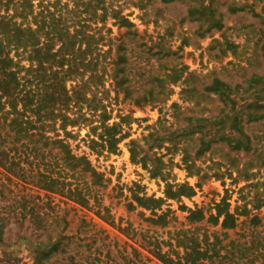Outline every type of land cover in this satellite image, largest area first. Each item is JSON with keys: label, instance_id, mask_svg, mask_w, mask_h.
I'll return each mask as SVG.
<instances>
[{"label": "rangeland", "instance_id": "1", "mask_svg": "<svg viewBox=\"0 0 264 264\" xmlns=\"http://www.w3.org/2000/svg\"><path fill=\"white\" fill-rule=\"evenodd\" d=\"M113 3L134 23L130 29L113 26L114 36L126 44L130 57L131 81L126 85L132 97H126L116 85L112 61L99 97L103 95L107 104L109 123H121L118 137L125 138L116 152L99 145L93 151L90 127H69L75 135L68 140L73 152L87 155L103 174L102 184L96 185L89 173L69 171L73 175L68 180L87 192L90 207L24 181L2 167L0 182L13 189L14 197L34 195L50 204L51 210L46 205L52 215L48 235L55 237L65 225L64 221L56 225L52 217L64 218V243H69L74 264H169L158 252L174 263L264 264V117L253 119L264 114V91L248 90L253 75L264 76V0ZM204 14H208L207 20ZM120 40L115 39L114 46ZM150 50L158 55L151 56ZM116 56L114 50L110 59ZM177 73L183 76L175 80ZM153 75L158 76V82L151 80ZM215 78L235 88L232 97L237 110L246 104L263 106L247 109L240 116L242 131L228 120L227 114H233L231 107L207 91ZM153 86L158 101L141 106L134 103ZM187 87L196 90L192 96L183 92ZM212 116H225L227 122L207 123L205 119ZM198 124L202 128L196 129ZM0 134L5 137L4 146L13 145L15 133L8 125ZM237 142L243 147L234 148ZM29 143L28 149L16 143L21 165L28 173L66 172L57 146ZM33 146L36 150H31ZM132 147L137 161L131 158ZM187 184L193 186L194 195L166 194L169 187L177 192ZM136 194L158 198V209L138 205ZM224 199L237 216L235 228H223V217L218 224L209 220L216 213V204ZM130 203L135 207L130 208ZM197 210L203 212V219L190 218ZM33 234L29 223L10 221L5 241L14 243L20 235L32 238ZM194 246L206 253L195 262ZM0 264H34V256L21 245L10 247L6 254L0 250Z\"/></svg>", "mask_w": 264, "mask_h": 264}, {"label": "trees", "instance_id": "2", "mask_svg": "<svg viewBox=\"0 0 264 264\" xmlns=\"http://www.w3.org/2000/svg\"><path fill=\"white\" fill-rule=\"evenodd\" d=\"M113 1L0 0V131L8 125L15 133L13 145L8 147L4 146L5 137L0 134V167L24 181L58 192L85 207H90V198L79 184L74 186L68 180V176L72 178L73 175H69V171L89 173L92 183L96 185L102 184L103 174L94 168L87 155L73 152L68 140L75 135L69 127L89 126L90 149L95 151L96 145H99L103 150L116 152L125 135L118 137L121 134V123H109L107 104L104 103L103 95L99 97L111 63H114L112 77L116 85L125 91L126 97H132L131 88L126 85L131 81L128 74L130 57L126 53V44L114 36L113 26L130 29L134 23L123 12L122 7ZM162 1L170 3L174 0ZM190 14H194V11L190 10ZM204 16L207 20L208 14ZM115 39L120 40L116 46ZM114 50L117 56L111 60ZM147 53L151 56L158 55L152 53V50ZM183 74L177 73L175 80L180 79ZM151 80L158 82V76L153 75ZM70 82L72 84L69 87ZM251 87L262 94L264 76L253 75L248 90ZM155 89V86L151 87L147 94L136 97L134 103L141 106L158 101V90ZM206 89L217 94L226 107H231L233 114H227L228 120L232 121V127L236 130L242 131L240 116L247 109L263 108L258 104H246L240 111L237 110L232 97L235 88L219 78H215ZM195 91L191 87L183 90L190 96ZM251 113L249 115L254 112ZM262 117L264 114L253 119ZM205 121L222 125L227 122L225 116H212ZM195 128H202V124ZM98 129H102V132L98 133ZM41 141L44 146L52 144L60 149L63 154V170L66 172L54 174V170H38L37 173H28L21 165L22 157L17 153L16 143L21 142L22 148L28 149L29 142ZM131 144L134 145L135 141ZM243 145L242 142H237L233 147L240 148ZM31 150H36V147L33 146ZM136 157V149L132 147L131 158L137 161ZM13 192L10 186L0 182V250L6 254L7 248L21 245L33 254L34 264H74V257L68 251L69 243H64L66 236L63 230L67 224L64 218L52 217V222L56 225H61L62 221L65 225L55 237L48 235L52 215L46 210V205L51 210L50 204L42 203V198L34 195L14 197L11 195ZM166 194L169 197L192 196L195 190L187 184L179 186L177 192L169 187ZM134 200L138 205L153 211L160 204L158 198L139 194L134 196ZM229 206L226 199L216 204V213L211 214L209 220L218 224L223 217V228H235L237 216L230 211ZM129 207L135 206L130 203ZM190 218L201 220L204 214L201 210L192 211ZM254 220L259 221V217ZM10 221L18 225L29 223L33 227V237L20 235L16 242L7 243L5 230ZM194 252L197 256L193 262L200 255H206L195 246ZM158 256L169 264H186L180 261L174 263L160 252ZM67 260L69 263H66Z\"/></svg>", "mask_w": 264, "mask_h": 264}]
</instances>
